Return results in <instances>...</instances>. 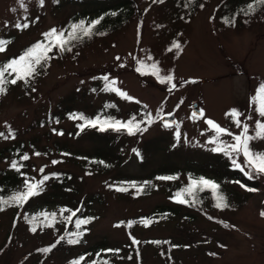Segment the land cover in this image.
<instances>
[{
	"label": "rangeland",
	"instance_id": "1",
	"mask_svg": "<svg viewBox=\"0 0 264 264\" xmlns=\"http://www.w3.org/2000/svg\"><path fill=\"white\" fill-rule=\"evenodd\" d=\"M55 1L44 0L41 6L39 0H0V40L5 36L16 38L8 51L0 53V64L26 44L43 37V33L67 25L73 9H54ZM218 2H208L192 21L182 24L174 20L176 11L171 6L137 0L139 12L131 24L78 55L74 54L75 57L55 61L45 78L34 87L35 91L25 95L20 86H16L0 97V131L12 126L23 134L34 119L48 113L62 97L75 91L87 93L108 75L117 81V87L134 99L129 101L115 92L99 89L86 95L85 111L89 118H94V109L110 101L119 107L114 114L117 119L125 120L140 113L141 109L151 113L154 119L149 130L140 134V141L137 135H114L118 146L126 147L121 154V164L109 154L100 156L92 151L97 140L92 137V130L80 132L78 125L82 121H63L51 127L28 130L24 140L27 143L33 141L38 149L31 151L32 175L40 176L43 165L48 173L64 170L74 174V185L68 188L66 198L42 203L40 207L50 211L73 210L75 201L97 194L101 201L96 197L98 200L92 204L87 244L70 252L56 248L54 252L39 253V249L55 243V230L37 229L34 233L22 214L16 218V210L0 212V264H71L80 257H84L81 264H89L97 259L99 247L119 249L118 253L103 251L112 264H264V216L261 215L264 212V175L253 176L257 190L252 194L238 181H227L226 188L232 196L240 201L245 197L247 203L236 210L207 212L209 216L193 211L190 214H196V218L192 223L185 217L189 214L185 208L172 220L158 221L147 227L140 223L142 219L150 218L155 209L172 207L171 192L166 188L170 180L152 178L148 195H137L134 190H116L121 180L136 176L144 182L148 175L157 171L176 174V182L187 183V172L181 171L179 175L170 171L171 167H188L194 169L195 175L204 172L221 181L222 177L217 173L201 167L210 165L208 156L217 146L210 143L215 134L206 119H212L235 134H239L240 129L226 115L232 109L244 113L241 120L249 124L250 134L255 131V120L264 121L256 113L257 104L253 101L257 89L264 84V30L221 28L214 16ZM17 23H29L30 26L17 29ZM178 35L185 46L174 63L177 88L169 91L170 85L160 84L154 76L142 75L136 68L138 61L143 60L148 65L156 61L165 74L173 65L172 54L167 53L166 46ZM102 82L105 85V81ZM195 104H198L197 110H204V118H192ZM168 113L176 115L178 124L164 129L161 119ZM248 116L252 119H246ZM164 137L171 146L177 142L176 151L171 150L168 155L159 153L143 167L134 147L141 150L145 143ZM220 139L226 144L233 142L226 135ZM251 147L264 153V140L253 141ZM115 150L119 151L118 148ZM226 157L232 164V158ZM94 159L106 163L109 169H91L90 165H84ZM54 160L58 163L53 164ZM238 162L243 164V157ZM6 168L7 165L0 162V169ZM188 172L190 174V170ZM130 221L134 222L131 227L128 226ZM132 237L141 243L133 245ZM152 240L161 243L159 246L145 243Z\"/></svg>",
	"mask_w": 264,
	"mask_h": 264
},
{
	"label": "trees",
	"instance_id": "2",
	"mask_svg": "<svg viewBox=\"0 0 264 264\" xmlns=\"http://www.w3.org/2000/svg\"><path fill=\"white\" fill-rule=\"evenodd\" d=\"M149 2L155 1L160 5H167L171 6L173 8V11H176L175 14H173V18L176 22H180L182 24L189 23L192 21L199 12L204 10L206 8V5L208 2L212 0H163V2H159V0H146ZM253 4L254 9L249 10L248 5ZM54 9H66L70 8L73 9V14L70 16L69 21L67 22V25L62 26L61 29H68L71 24L73 23H79L81 20L85 21V23H89L91 21L100 20V24L97 25V29L95 30L94 34L90 38H84L80 42H73L72 50L66 51V52H59L58 50H54L50 55L53 57L47 62V65L41 69L38 70V74L35 75L34 78L29 80L27 84L23 82H18L16 85H8L7 86V92L6 94L16 86H20V88L24 91L25 95L28 93H31V90L34 89V87L39 83L47 73L50 71L53 63L57 61L58 59H64L68 56H74V54L78 55L82 51H85L92 45H94L96 42H100L102 39L108 38L111 34L121 31L124 27L131 24L137 13L139 12L138 9V3L137 0H64V2L56 0L54 5ZM215 18L220 23L221 28L225 30H237V31H250L254 29H258L259 31L264 30V5H262L259 0H219L217 12L216 15H214ZM100 33H103L101 35ZM181 35L175 36V38L171 39V42L167 44L166 51L168 54H172L170 56L171 61L173 62V65H170V67L167 68V71L165 74H162V68L158 65L159 62L155 63L160 68L162 75H168L172 74L175 79L174 75V68L177 59L179 58V55L183 51V47L185 46L184 42L182 41ZM44 37H41L40 39H37L29 44H26L23 49H21L17 54L9 56V58L4 60V63L9 61L11 58L18 57L21 55L27 48L34 45L38 41H42ZM1 40H5L8 42L6 46V51L10 48L12 44H14V41L16 40L15 36H5ZM174 43H179L181 45V48L179 50L173 48ZM171 49V51H169ZM5 51V52H6ZM3 64V63H2ZM237 66V64H234ZM146 70V69H145ZM100 80L99 83H95L97 86L91 89L89 92H72L67 96L62 97V99L59 101V103L53 108L50 109L48 113H46L43 116H39V118L34 119L33 123L28 127V130H36L43 127H51L56 124H60V122L63 121H71L74 120L72 117L74 115H84L85 117L89 118V115L86 113L85 109H87L86 105L88 104L86 102V95H91L93 92H97V90L104 88L105 85ZM101 83V84H100ZM196 83V82H195ZM94 85V86H95ZM99 85V86H98ZM166 85V84H165ZM107 93H111V91L105 90ZM4 95H0V97H3ZM93 117L101 116V117H110L112 119H117V117L114 115L116 112L119 111V107H117L115 102L106 101L103 103V105L99 106V108L93 110ZM149 113L147 110L141 109L140 113H135L134 115H130L129 118L123 119H117L120 121H127L131 119L132 117H135L137 121L146 120V114ZM154 120V119H153ZM80 121V120H78ZM154 123V122H153ZM152 123V124H153ZM152 124L143 123L141 125V128L143 129L140 132H137L134 135H137L138 141L142 139V133H145L149 130L150 126ZM164 129H167L163 127ZM169 129V128H168ZM9 130H11L13 136L9 138H4V136H0V162H3L7 165L6 169H0V198L7 199L8 197L12 196L18 191H24V181L26 179L29 180H39L42 178L43 175H48L50 178L48 181L45 182L42 191L39 193V195L32 197L29 199V201L23 205V207H5L3 211L14 209L16 210V218L18 219L21 214L23 217H39V219L36 221L37 223V229H53L56 232V239L58 240L61 236L67 237L68 233L75 232V220L76 219H84V218H91L92 222V216H90L92 204L99 199L100 195L97 194L95 197L84 199L82 201H75V206H73V210L80 209L76 213V216L73 217L71 222H68L64 220L61 217V209L59 210H53L50 211L46 209L45 207H40V205L48 204L53 202L54 200L58 198H66L67 194L69 193L67 190L69 187H73L74 184H72L74 180V174L68 171H60L55 170L51 173L43 171L40 176H34L32 175L31 169L33 167V164H31V151L36 152L37 146L36 143L29 140L27 143L24 140V136L28 133L27 131H24L23 134L18 132L19 130L15 129L14 127L10 126L7 127L5 130L0 131V133H4L5 136H8ZM80 130V129H79ZM92 130V137H96V142L94 144V147L92 151L96 152L97 155L104 156L105 154H109V156L114 157L115 161H120V164L122 163V153L126 151V147L123 145H119L116 143L118 139L117 136H114L117 133H123L127 134V131L121 130V131H115L112 129H107L105 131H100L98 128H85L83 131H90ZM82 133V131L80 130ZM118 135V134H117ZM119 136V135H118ZM176 145L177 142H174L171 146L170 143L164 138H160L157 140H152L151 142L145 143L141 150L136 149L134 147L136 153H139L137 155L138 160H140L141 165L143 167H146L148 163L150 162L151 158L155 155H159V153H165L169 154V151L173 150L176 151ZM176 146V147H175ZM115 148H118V152H116ZM223 153V152H221ZM24 155H28L29 159L27 161L23 160L22 157ZM208 159H210V165L207 166H201L204 167L206 170L210 169V171H214L217 173L220 177H222V180L219 181L217 178H213L211 176H208L206 173L203 172V174L195 175L194 169H187L184 167L183 169L179 168H173L171 170H174L177 174H181V171H184L186 173V176L188 175V181L187 183H178L176 182V174H170L166 171L164 172H156L152 174L151 176L148 175V179L144 182L140 181V178L136 176L129 177L127 180H121L120 185L118 187L123 186L126 187L128 190H134V193L137 194L136 189L131 188V185L135 183L136 185H147L143 192L137 194V195H148L151 191L150 188L152 186L153 181H151L152 178H155L158 180V177L163 176H171L175 177V179L170 180V184L166 186L167 191L171 192V198L173 205L172 207H161L158 209H155L150 218L151 221H153L151 224L156 223L158 221L162 220H172V218L177 217L183 208L187 209L189 211L188 215H185L188 222L192 223L194 219L196 218V214L191 215L190 213L196 212V213H206V216H209L207 212L218 210L220 212L228 210H236L239 207H242L244 204L247 203V198H243L242 201L236 200L234 196L228 191V188H226V182L231 181H238L241 185H244L243 187L245 189H255L257 190V184L254 183V180L249 179L248 176H246L243 172L236 169L234 166H231L230 160L224 156V153L221 155L219 152L214 151L213 154L208 156ZM16 162L20 166V170L17 171L16 169H13L11 167V163ZM86 167L88 165L91 166V169L93 168H99V169H109V167L106 165V163L102 161H98L96 159L87 161L86 164H84ZM89 166V167H90ZM41 169H45V165L41 167ZM165 170H169L167 168H164ZM190 170V174L188 172ZM256 176V175H254ZM200 177H203L205 179L212 180L220 185L219 192L222 193L226 198L230 205V207L226 209H218L215 207V199L212 191L208 188H205L202 191H196L195 192V203H185L180 204L176 202L175 196L177 192H182L185 188H187L190 184V181L192 179H199ZM160 180V179H159ZM172 190V191H171ZM255 191H249V193H254ZM98 197V199H96ZM186 199L191 200V197H185ZM72 210V209H71ZM2 212V211H0ZM57 213L56 221L53 222V225L51 227L44 226L45 222L43 220V217L40 216L41 213ZM70 213L65 212L63 216H68ZM91 222L87 225L82 226V231H84V235L80 237V243L78 244H69L67 243V239L61 241L59 244L56 245V247L51 251L54 252L56 248L61 250L62 248L65 249V251L70 252L72 249H76L78 246H85L87 244V234L89 232V225ZM16 222L14 223L13 228H11L12 232L13 229L16 226ZM150 224V225H151ZM31 227V225H30ZM12 234V233H11ZM11 234L8 235V239H10ZM56 240V241H57ZM55 241V242H56ZM156 241V240H152ZM151 241H145V243H150ZM155 244V243H153ZM159 246V244H155ZM51 246V245H49ZM47 246V247H49ZM46 248V247H45ZM98 253L96 254L95 260H107L109 264H112V261L108 260V258L105 257L103 254L104 249L103 247H99ZM39 253H41L39 251ZM100 254V255H98ZM92 264V263H89ZM140 264V263H139Z\"/></svg>",
	"mask_w": 264,
	"mask_h": 264
},
{
	"label": "snow or ice",
	"instance_id": "3",
	"mask_svg": "<svg viewBox=\"0 0 264 264\" xmlns=\"http://www.w3.org/2000/svg\"><path fill=\"white\" fill-rule=\"evenodd\" d=\"M41 6L44 4V0H39ZM159 2H163V0H159ZM259 2L264 5V0H259ZM23 6V5H22ZM249 10L254 9L253 4L248 5ZM100 24V20H94L89 23H85V21L81 20L79 23H73L70 25L68 29L57 30L56 28L50 29L48 32L43 33L44 39L42 41L36 42L34 45L27 48L21 55L18 57L11 58L9 61L0 64V95H4L7 92V86L16 85L18 82H23L27 84L29 80L35 77L38 74V70L45 67L47 62L53 57L50 55L54 50H58L63 53L66 51L72 50L73 42H80L84 38H90L95 30L97 29V25ZM29 23H17L15 27L17 29H27L29 27ZM103 35V33H100ZM8 42L5 40H0V53L6 51V46ZM173 48L179 50L181 45L179 43H174ZM171 51V49H169ZM117 60L120 57H116ZM151 60V57H148ZM124 65H121L123 67ZM145 69H149L150 71L146 72ZM136 71L141 73L142 75L150 74L156 78V80L160 84L170 85L169 91L177 88V83L174 80V76L172 74L162 75L160 68L156 63H152L148 65L145 61H138V66ZM103 80L105 81V90L115 92L119 96L123 97L126 100H133L134 98L130 96L125 91H122L119 87H117V81L115 79H110L108 75L103 76ZM191 83H195V81H190ZM185 83H189L186 81ZM35 91V89H33ZM253 101L257 104L255 109L256 113L259 117L264 118V84L260 85V87L256 91V95L253 97ZM139 103V101H136ZM167 115H172L171 113ZM229 115L235 126L240 129L239 134H235L230 132L228 129L220 126L217 122L212 119H206V124L210 127V129L214 132V137L210 141V143L217 144V146L213 149L216 152H223L226 156L232 158L233 166L239 171L243 172L249 179L253 178L254 175L262 174L264 175V153L257 152L252 149L251 143L257 139L264 140V121L257 119L255 120V131L253 134H250L249 124L244 120H241V117L244 116V113L239 111L238 109H232ZM197 116L204 118L205 113L203 109L195 110L192 112V118L195 119ZM74 120H80L82 123L78 125L79 129L83 131L85 128H98L100 131H105L107 129H112L115 131H127L129 135H134L137 132L142 131L141 125L143 123L152 124L154 122L151 113L146 114V120L137 121L135 117L125 121H120L117 119H112L110 117H101L96 116L95 118H87L84 115H74L72 117ZM163 119V117H162ZM246 119H252L251 116L246 117ZM165 127H172L173 124L171 121H164ZM63 134V133H59ZM230 136L232 138V143L226 144L222 139V136ZM0 136H4V138L12 137L13 134L11 130H9L8 136H5L4 133H0ZM177 138L180 136V132L177 130L176 132ZM36 155H40L36 153ZM139 155V153H137ZM243 157V164L238 162V159ZM23 160L27 161L29 159L28 155H24L22 157ZM53 164L58 163V161H52ZM11 167L20 170V166L16 162L11 163ZM247 169V171H246ZM41 173H43V169H40ZM48 175H43L39 180H29L26 179L24 181V191H18L7 199L0 198V211H3L4 208L16 206L23 207L30 198L39 195L42 191L43 186L46 181L49 180ZM161 180H172L175 177L171 176H163L158 177ZM147 185H136L133 183L131 188L136 189L137 194L144 191ZM242 187L244 185H241ZM205 188H208L212 191L215 199V207L218 209H226L230 207L227 198L219 192L220 185L216 182L200 177L199 179H192L187 188H185L182 192H177L175 196L176 202L180 204L185 203H195V192L202 191ZM117 191L124 192L128 189L126 187L120 186L116 188ZM249 191H255V189H248ZM191 197L192 199H186L185 197ZM80 211V209L70 210V209H61V217L71 222L73 217L76 216V213ZM65 212L70 213L68 216H63ZM261 215L264 216V212H261ZM40 216L43 217L45 222L44 226L51 227L53 222L56 221L57 213H41ZM211 219V217H209ZM25 221L31 225L30 231H37V223L36 221L39 217H24ZM91 222V218L84 219H76L75 220V232L68 233L67 237L61 236L54 244L49 247L39 249L38 251L42 253H50L57 244L61 241L67 239V243L69 244H78L80 243V237L84 235L82 226L87 225ZM153 221L150 219H142L140 223H142L145 227L149 226ZM132 221L128 222V226L131 227ZM227 227V225H225ZM133 245H139L141 241L131 238ZM150 243L160 244V241H151ZM166 243V242H165ZM107 252H115L118 253L119 249H107L104 250ZM100 255V254H98ZM137 255H139V251H137ZM131 259V257H129ZM84 260V257H80L77 260L71 262V264H81V261ZM92 264H109L107 260H93Z\"/></svg>",
	"mask_w": 264,
	"mask_h": 264
},
{
	"label": "water",
	"instance_id": "4",
	"mask_svg": "<svg viewBox=\"0 0 264 264\" xmlns=\"http://www.w3.org/2000/svg\"><path fill=\"white\" fill-rule=\"evenodd\" d=\"M197 106H198V104H195V105H194V109H193V111L197 110ZM197 118H200V117L197 116ZM166 120L172 122V124H173L172 127H174V125L177 124V118H176V115H174V114H172V115H165V116L163 117V119H162V123H163V125H164V121H166Z\"/></svg>",
	"mask_w": 264,
	"mask_h": 264
}]
</instances>
